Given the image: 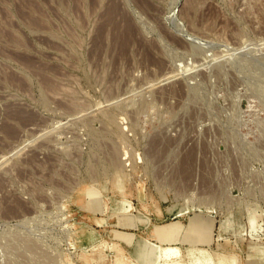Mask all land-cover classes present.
<instances>
[{
	"label": "rangeland",
	"instance_id": "374dc122",
	"mask_svg": "<svg viewBox=\"0 0 264 264\" xmlns=\"http://www.w3.org/2000/svg\"><path fill=\"white\" fill-rule=\"evenodd\" d=\"M137 240L264 264V0H0V264Z\"/></svg>",
	"mask_w": 264,
	"mask_h": 264
},
{
	"label": "bare ground",
	"instance_id": "6f19581e",
	"mask_svg": "<svg viewBox=\"0 0 264 264\" xmlns=\"http://www.w3.org/2000/svg\"><path fill=\"white\" fill-rule=\"evenodd\" d=\"M129 34L130 33H128V35ZM126 214H129V213H126ZM136 225L137 224L135 223V221H132V220H128V222L125 223V227L127 229L136 228ZM180 229H181L180 226L177 225V224H171V225H165V226H162V227H156V228H153L151 232H149V237L151 239L155 238V240L171 243L174 239H176L178 237V235L180 233ZM113 235L115 237H119L120 233L117 232V233L112 234V236ZM123 235H124V240L125 241L126 240H130V235L128 233H124ZM32 246H31V248H32ZM18 247H20V246H18ZM162 248H164V246ZM133 250H134V253H135V258L140 259V262L142 264H152V263H154L157 260V257L155 256V250L150 245L146 244L142 240H137L135 242ZM193 253H195V252H193ZM160 257L162 258V254L160 255ZM178 257H179V259H178ZM164 258L167 259V260L171 259V258H175V259H172V264H188L187 260H186V257H184V255L182 254V250L179 247H176L174 245H167L164 248ZM165 262H166V260H165ZM165 262L163 261L164 264H165ZM196 264H211V262L209 261L208 258L205 257V258H203L200 261V263L197 262Z\"/></svg>",
	"mask_w": 264,
	"mask_h": 264
}]
</instances>
